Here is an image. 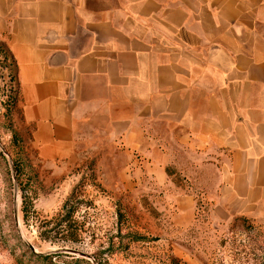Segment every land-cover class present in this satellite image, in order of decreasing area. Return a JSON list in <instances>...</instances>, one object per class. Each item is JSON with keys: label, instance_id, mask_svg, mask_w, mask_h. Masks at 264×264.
<instances>
[{"label": "crops", "instance_id": "crops-1", "mask_svg": "<svg viewBox=\"0 0 264 264\" xmlns=\"http://www.w3.org/2000/svg\"><path fill=\"white\" fill-rule=\"evenodd\" d=\"M0 37L40 158L112 145L178 228L211 167L218 214H264V0H0Z\"/></svg>", "mask_w": 264, "mask_h": 264}, {"label": "rangeland", "instance_id": "rangeland-1", "mask_svg": "<svg viewBox=\"0 0 264 264\" xmlns=\"http://www.w3.org/2000/svg\"><path fill=\"white\" fill-rule=\"evenodd\" d=\"M6 53L0 37V264H264V214H218L216 167L194 187L197 219L182 229L171 222L172 192L127 187L129 156L112 145L91 141L77 156L40 158L21 99L5 107Z\"/></svg>", "mask_w": 264, "mask_h": 264}, {"label": "trees", "instance_id": "trees-1", "mask_svg": "<svg viewBox=\"0 0 264 264\" xmlns=\"http://www.w3.org/2000/svg\"><path fill=\"white\" fill-rule=\"evenodd\" d=\"M9 61V62H8ZM1 62L4 64L5 67H9V73H8V77H9V81H10V93L8 96V101L6 104V110L11 112L16 108L17 102L19 99H21L20 97V87H19V82L17 80V65L15 62L14 57L8 53H6ZM17 81L18 82V86L16 88H14V82ZM18 135V133L16 132L15 135ZM168 172L169 174L171 173V169L168 168ZM197 205H198V201H197Z\"/></svg>", "mask_w": 264, "mask_h": 264}, {"label": "water", "instance_id": "water-1", "mask_svg": "<svg viewBox=\"0 0 264 264\" xmlns=\"http://www.w3.org/2000/svg\"><path fill=\"white\" fill-rule=\"evenodd\" d=\"M29 246H30V248H31L33 251H35L33 245L30 244Z\"/></svg>", "mask_w": 264, "mask_h": 264}]
</instances>
